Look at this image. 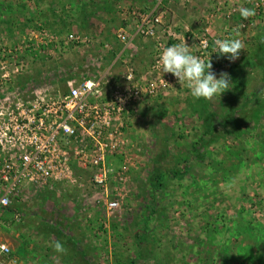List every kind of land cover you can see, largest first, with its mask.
I'll list each match as a JSON object with an SVG mask.
<instances>
[{
    "label": "rangeland",
    "instance_id": "rangeland-1",
    "mask_svg": "<svg viewBox=\"0 0 264 264\" xmlns=\"http://www.w3.org/2000/svg\"><path fill=\"white\" fill-rule=\"evenodd\" d=\"M146 6L161 15L166 46L185 40L217 76L231 75L232 89L195 99L178 81L132 117L110 158L119 173L114 212L95 206L89 175L78 169L83 187L13 201L15 213L24 202L35 217L27 221L25 210L0 224L11 252L23 243L38 260L20 256V264H264V0H0V90L65 91L84 71L109 80L127 68L146 73L154 44L148 54L130 15ZM241 8L255 15L244 19ZM121 30L131 48L117 39ZM237 33L244 47L235 61L212 53L217 38ZM24 224L30 232L20 234ZM0 264L9 261L0 256Z\"/></svg>",
    "mask_w": 264,
    "mask_h": 264
},
{
    "label": "built area",
    "instance_id": "built-area-1",
    "mask_svg": "<svg viewBox=\"0 0 264 264\" xmlns=\"http://www.w3.org/2000/svg\"><path fill=\"white\" fill-rule=\"evenodd\" d=\"M130 12L139 34L154 44L146 73L137 75L127 68L120 80L87 77L71 82L65 91L51 84L32 85L23 94L0 90V224L13 201L30 199L27 191L37 193L66 183L82 186L75 169L88 173L95 206L106 214L115 211L111 187L119 173L110 166V158L123 149L122 135L132 117L179 81L159 65L166 47L156 28L161 15L153 10ZM117 39L132 47L124 30ZM200 46L203 54L207 41ZM14 219L19 220V213H14ZM0 256L9 264L17 263L1 240Z\"/></svg>",
    "mask_w": 264,
    "mask_h": 264
},
{
    "label": "clouds",
    "instance_id": "clouds-1",
    "mask_svg": "<svg viewBox=\"0 0 264 264\" xmlns=\"http://www.w3.org/2000/svg\"><path fill=\"white\" fill-rule=\"evenodd\" d=\"M241 16L247 19L255 15L251 8H241ZM239 34L228 38H217L213 42L212 53H218L229 61H235L240 56L243 43L238 38ZM185 40L163 48L159 55V65L163 73H172L179 82L186 84L190 94L195 99H210L231 90L233 81L227 72H221L219 76L212 71L211 61H205L198 55L193 54ZM55 251H65L64 245L57 240L54 244Z\"/></svg>",
    "mask_w": 264,
    "mask_h": 264
},
{
    "label": "crops",
    "instance_id": "crops-1",
    "mask_svg": "<svg viewBox=\"0 0 264 264\" xmlns=\"http://www.w3.org/2000/svg\"><path fill=\"white\" fill-rule=\"evenodd\" d=\"M148 8H147V6H146V9H140V10H144V11H146ZM125 16V15H124ZM123 16V19H124V22L126 23V25L128 26V28L131 26V24H132V20L130 19V17L129 16H125L124 17ZM126 27V26H125ZM126 33H127V31H126ZM128 34V33H127ZM129 35V34H128ZM132 37H130V39H131ZM139 42H145V44H146V47H147V49H148V54H150V51H151V46H152V42L150 41V40H146V39H143L142 38V41H140L139 40ZM150 55H152V52H151V54ZM150 58H152V56H150ZM148 67V66H147ZM146 67V68H147ZM147 69H144V71H146ZM88 73H89V71H84L83 73H82V75L77 79V80H81L80 78H82V77H88L89 75H88ZM55 83V82H54ZM54 83H52V84H54ZM61 185H64V184H60V185H58V186H56V188L57 187H59V186H61ZM48 189V188H47ZM50 189V188H49ZM43 190H46V189H43ZM43 190H41V191H43ZM40 192V191H39ZM15 204V207L16 208H18V210H20V211H18L22 216H24L23 215V213L25 212V210L27 211V213H25V215H26V217H24L25 219H27V221L29 220V221H31V220H33L34 221V219H35V217H34V215L32 214V215H30V214H28V212H34L32 209H28V206H29V204L27 203H24V202H20V203H14ZM18 212H16V213H18ZM4 214H6V213H4ZM3 214V215H4ZM2 215V217H4ZM7 215H9V218H8V220H10V218H11V216H12V214L11 213H8L7 212ZM7 215H5V217L7 216ZM4 217V218H5ZM13 217H14V215H13ZM3 218V220H5ZM7 219V218H6ZM3 220H1V221H3ZM7 220V221H8ZM20 220H21V218H20ZM6 222V221H5ZM23 226V227H22ZM21 227V233L20 234H22V233H28V232H30V230L28 229V227H27V229L25 228L26 226H25V224L24 225H22ZM19 234V235H20ZM21 236V235H20ZM19 238H21V237H19ZM0 240H1V242H4L5 240H3L2 239V237L0 236ZM21 241V240H20ZM6 242V241H5ZM4 242V243H5ZM21 246H20V248H17L16 250H12V256H14L15 258H17L18 259V261H19V264L22 262V258H20V256H23L24 257V263H26V262H37L38 260L36 259V257L35 256H33V255H31V253H30V250H29V247H27V246H24L23 245V243L22 244H20Z\"/></svg>",
    "mask_w": 264,
    "mask_h": 264
},
{
    "label": "trees",
    "instance_id": "trees-1",
    "mask_svg": "<svg viewBox=\"0 0 264 264\" xmlns=\"http://www.w3.org/2000/svg\"><path fill=\"white\" fill-rule=\"evenodd\" d=\"M7 212L12 214V216H11V218H10L11 221H14V222H15V221H19V220H15L14 217H13L15 211L12 210V205H11L10 208L7 209L6 212H4V213H6V214L3 215L4 217H5V215H7ZM19 215H20V213H19ZM20 216H21V215H20ZM8 218H9V217H8ZM19 219H20V217H19ZM1 220H3V217H1Z\"/></svg>",
    "mask_w": 264,
    "mask_h": 264
}]
</instances>
